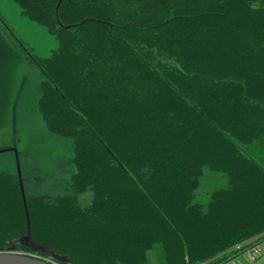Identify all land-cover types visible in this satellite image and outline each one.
<instances>
[{
	"label": "trees",
	"instance_id": "1",
	"mask_svg": "<svg viewBox=\"0 0 264 264\" xmlns=\"http://www.w3.org/2000/svg\"><path fill=\"white\" fill-rule=\"evenodd\" d=\"M12 1L58 41L28 60L74 153L68 194L26 197L33 243L71 264H217L263 242L264 167L241 146L264 138V0ZM206 170L226 183L200 203ZM27 234L1 171L0 252Z\"/></svg>",
	"mask_w": 264,
	"mask_h": 264
},
{
	"label": "rangeland",
	"instance_id": "2",
	"mask_svg": "<svg viewBox=\"0 0 264 264\" xmlns=\"http://www.w3.org/2000/svg\"><path fill=\"white\" fill-rule=\"evenodd\" d=\"M57 46V39L24 17L12 0H0V172L20 174L28 199L49 196L54 200L68 194L74 171L69 165L74 154L70 142L49 135L43 124L38 111L42 78L28 60L47 58ZM241 148L264 167V138ZM203 177L200 203L226 183L224 176L207 170ZM91 197L87 191L79 203L87 205ZM16 252L33 256L19 248Z\"/></svg>",
	"mask_w": 264,
	"mask_h": 264
},
{
	"label": "water",
	"instance_id": "3",
	"mask_svg": "<svg viewBox=\"0 0 264 264\" xmlns=\"http://www.w3.org/2000/svg\"><path fill=\"white\" fill-rule=\"evenodd\" d=\"M61 1L62 0H60V3ZM19 180L21 183V193L23 197L24 208L26 211L28 234L19 237L18 241H15L11 247L6 249L4 252L3 251L0 252V264H63V263L71 264V261L67 256L56 254L50 250L44 249L39 245H36L31 241L29 216H28V211L26 209L27 201H26L24 187L21 181L20 174H19ZM18 246H24L28 249L31 250L33 249L34 251L41 253L44 259L42 260L34 256L31 257L23 253H17L16 250L19 248Z\"/></svg>",
	"mask_w": 264,
	"mask_h": 264
},
{
	"label": "built area",
	"instance_id": "4",
	"mask_svg": "<svg viewBox=\"0 0 264 264\" xmlns=\"http://www.w3.org/2000/svg\"><path fill=\"white\" fill-rule=\"evenodd\" d=\"M262 253H263V249L261 246H259L258 243L254 242V241H248V242H245L244 244L237 245L236 248L231 253V256L242 254V255L247 256V258L250 261L255 262L256 260H258L260 258ZM231 256L228 259H230ZM227 260L222 261V262L217 263V264H229L228 263L229 261H227ZM203 264H210V263H203Z\"/></svg>",
	"mask_w": 264,
	"mask_h": 264
},
{
	"label": "crops",
	"instance_id": "5",
	"mask_svg": "<svg viewBox=\"0 0 264 264\" xmlns=\"http://www.w3.org/2000/svg\"><path fill=\"white\" fill-rule=\"evenodd\" d=\"M259 246L262 247L263 249V253L260 256V258L258 260L254 261H250L247 256L242 255V254H238V255H232L230 259H228L227 261H229V264H264V240L259 241Z\"/></svg>",
	"mask_w": 264,
	"mask_h": 264
}]
</instances>
